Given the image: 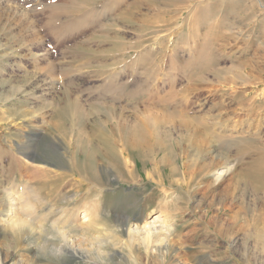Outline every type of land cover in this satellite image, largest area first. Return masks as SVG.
Wrapping results in <instances>:
<instances>
[{"label":"rangeland","instance_id":"obj_1","mask_svg":"<svg viewBox=\"0 0 264 264\" xmlns=\"http://www.w3.org/2000/svg\"><path fill=\"white\" fill-rule=\"evenodd\" d=\"M205 55L219 58L220 79H195ZM146 117L161 132L153 149L125 156L134 178L106 176L98 197L75 169L79 133ZM111 148L122 149L115 138ZM21 179L46 205L34 226L94 206L106 234L86 233L85 247L106 239L123 254L103 264H130L129 253L135 264H264V0H0L1 217L4 188ZM63 192L77 197L66 205ZM157 215L151 228L171 243L163 261L155 241L146 255L141 236L112 234ZM35 239L0 228L2 264H97L85 250L38 257Z\"/></svg>","mask_w":264,"mask_h":264},{"label":"bare ground","instance_id":"obj_2","mask_svg":"<svg viewBox=\"0 0 264 264\" xmlns=\"http://www.w3.org/2000/svg\"><path fill=\"white\" fill-rule=\"evenodd\" d=\"M221 2H220V4H221ZM207 53H209V52H207ZM218 61H219V58H214L210 55H205L203 57V60L201 59V61L198 64H196L194 67L195 71H196L195 74L200 75L199 77H197L195 79L203 80V78H204L203 76H207V74H209V76L211 75L212 77H215L216 80L220 79L221 69H219V67H218ZM200 77H202V78H200ZM149 118L150 117H148V118L146 117L143 120L141 119V121L138 120L139 122L135 121V122H133V124H128V123L123 124V125L118 124V126L115 125L114 127H112V126L111 127H100L99 129L90 128V130H88L89 133L86 134L87 136L84 135V133H85L84 130H83L84 136L81 134L82 132L79 133L80 134V135H78L79 143L82 142V147L83 146L84 147H83V150H81V148H80L81 152H79V155H80L81 159H80V162L75 165V169H76V171L81 172L87 176V179L89 180L88 185L91 186L90 191H93V193H96V195L98 197H100L102 195V193H103L102 189L105 186H107L106 184H108L107 180H106V176L109 178L114 177L115 181H118V180L120 181V180H125V179L131 180L134 178V171L131 169L129 170L128 169L129 167L127 168L129 160L127 158L125 159L124 158L125 156H127V157L129 156L131 159H136V157L142 158L141 156H143L144 151L153 149L152 148V145H153L152 142L155 144V142H154L156 140L155 138L158 137L159 135H161L160 134L161 132L158 129L159 127H155L154 124H152V120ZM155 121H157V120H155ZM154 123H156V122H154ZM202 127L204 128V126H202ZM187 128L188 127H186V129ZM201 128H199V126H194L193 128L189 127L187 129V131H189V132L190 131L191 132L196 131L195 133H197L199 130H203ZM169 132H170V130H169ZM191 132L189 133V135L191 134ZM202 133H204V132H202ZM187 137H188V133H187ZM114 138H115V140H117L121 144L122 149H121L120 154H119V151L117 153V151H115L114 149L111 148V145L113 143ZM95 140L98 142V144H101L102 147H100L99 145L92 147L93 142ZM147 143H150V144L148 145ZM90 144H91V147H89ZM107 144L110 145L109 148L107 147V146H109ZM146 144L148 147L145 146ZM97 161L102 162V164H104V165L99 167V165L97 164ZM106 163H108V164L110 163L111 166L107 167ZM133 168H135V163L133 164ZM225 168H227V167H225ZM113 171H116L118 173V175L114 174ZM226 171L227 170H225V169L224 170H217L215 175H214L215 180H218L223 174H225ZM169 173L173 174L174 171L171 170ZM65 177H66V175L64 177H61V178L59 177L60 181L63 182L64 179H66ZM21 185H23V186H21ZM14 186H16L15 189L18 190V192L24 193L26 196L31 195L32 199L38 200V197L35 194V192L33 191V189L31 188V185L29 182L21 179L20 183L14 184L13 187ZM15 189H14V191H15ZM12 190L13 189H11L10 187L6 188V189L4 188V192L5 193L7 192V194H11L10 192H12ZM76 197H77V194L66 195L63 192L61 194V201L64 204L69 205V202H73L74 198H76ZM7 202H8V200H7ZM66 208H68V207L66 206ZM90 208H91V206L89 207L87 204H85L82 208L73 207L71 210L66 209V211L69 210V213L62 209L63 215L61 213L60 217L61 218L63 217V220L61 219L62 220L61 221L62 226H60V228H61V231L63 233V239L65 241V253L68 252L71 254L72 258H75L77 255H79L80 250H85L86 252H89V254L91 256H95L94 259L97 258V259H100V260L106 261V262L108 259L112 258L110 252H113L114 254L119 255V256L123 255L119 251L120 249H118V248L117 249H115V247L114 248L112 247L111 249L106 248V239H103V241H104V248L103 249H99L97 247V243H95V244L93 243L91 245H88V247H90V248L85 247V245H84L85 240L90 237V236L87 237L86 233H89L90 231H92L94 229V230L98 231V233L102 232V233L106 234V225H107L106 219L102 217V223L99 225H96L94 219H96L100 215L97 213L94 214V212L92 211L94 209V206H93V209H90ZM8 211H10V210H8ZM98 213L101 214V212H98ZM160 218H161V216L159 217V215H157L154 218V220L151 222V224L145 223V222L142 225L138 224V223H133V224L127 223L124 230L114 231V229H113L112 234L114 235V237H116L118 234H120L122 232L124 234H126L127 237H130V238L134 237V236H141L142 237L141 242H142L144 248H146V249L155 241L158 245L153 246V247L158 251V255L160 256L161 261H163V259L170 252L169 249L171 248V245H170L171 243L168 242L169 240H167V236L165 235V233H163L161 230H157V228H156V230L151 228V226L154 223H157L158 219H160ZM169 221H170V219L167 216H165L164 219L162 220V223L165 226V230L167 231V234H170V232H171L170 229L168 230V228H170V226H171ZM96 226H99V228L95 229ZM115 228H118V227H115ZM110 230H112V229H110ZM71 233H75V235L78 233H81L79 235V237H80L79 242L77 240L78 238L75 239L73 236H71ZM109 233H111V232H109ZM30 235H31V233H30ZM157 237L161 238V240L157 239V241L159 243L156 241ZM153 239H155V240H153ZM261 241L264 245V234H263V236H261ZM115 244L117 245V244H122V243H121V241H118V238H113V245H115ZM92 247H93V249L90 250ZM106 250H107V252H106ZM149 251L147 249L146 255L150 254ZM102 253H106L107 255L102 256L101 255ZM62 257H64L63 259H65L64 255ZM85 258L88 260H91L90 257H85ZM124 259H126V261H128L130 264H135V258H134V256H132L131 253H129L128 256H126V257L124 256ZM95 262H96V260H95ZM210 263L211 262L208 260V257H206V256L203 257L201 264H210ZM0 264H2L1 261H0Z\"/></svg>","mask_w":264,"mask_h":264},{"label":"clouds","instance_id":"obj_3","mask_svg":"<svg viewBox=\"0 0 264 264\" xmlns=\"http://www.w3.org/2000/svg\"><path fill=\"white\" fill-rule=\"evenodd\" d=\"M6 199L10 205V211L9 215L0 217V228L18 238L26 233L35 235L33 246L38 257L51 255L54 258H60L65 254V241L57 221H53L49 228H46L42 221L33 225V220L39 215L40 209L46 206L42 197L35 200L17 191L7 194ZM97 247L103 249L104 241H97ZM101 255L106 256L107 254L102 253ZM97 264H103V261L97 259Z\"/></svg>","mask_w":264,"mask_h":264}]
</instances>
